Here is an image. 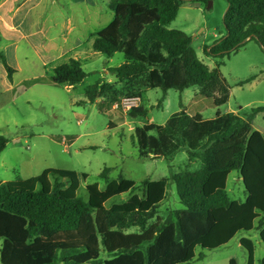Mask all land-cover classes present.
I'll list each match as a JSON object with an SVG mask.
<instances>
[{"label":"rangeland","instance_id":"obj_1","mask_svg":"<svg viewBox=\"0 0 264 264\" xmlns=\"http://www.w3.org/2000/svg\"><path fill=\"white\" fill-rule=\"evenodd\" d=\"M226 8L225 0H209L206 4L183 1L169 25V29L190 36L192 48L210 69L223 62L218 68L230 95L227 103L216 108L210 99L197 95L198 87H190L181 94L169 90L163 96L158 89H147L134 95L116 80L111 70L124 62L123 55L115 53L108 58L92 49L94 35L113 19L109 0H0V52L8 65L16 69L8 80L0 64V136L7 140L0 153V182L27 180L46 169L73 171L79 175V193L85 194L87 186L97 185L104 191L108 182L120 176L140 185L143 180L160 181L185 168L198 169L199 161L189 162L182 150L168 160L139 159L133 130H144L151 145L155 139L153 127L163 125L180 110L210 120L217 112L245 118L252 109L264 108V53L257 42L247 41L223 60L204 55V49L224 35L222 18ZM70 60L78 61L86 73L80 83L61 87L51 83L23 85L31 79L52 77L55 67ZM98 81L116 87L118 107L111 108L102 98L93 104L87 102L86 89ZM251 126L253 131L264 135V113L256 114ZM104 168L110 169L108 182L99 178ZM82 175L87 178L83 179ZM226 191L230 201L245 203L247 193L238 172H231L226 178ZM136 195L140 196L141 192L137 191ZM128 199L129 196H122L107 202L105 207ZM183 209L174 184L169 182L160 215L143 235L134 230L107 231L101 212L97 211L76 232L59 233L51 241H39L32 251L26 249L27 221L0 211V237L7 236L13 242L4 248L8 244L0 239V264H30V257L37 264L46 263L55 248L81 246L86 251L74 258L77 262H87L100 252L104 264H143L141 250L130 257L110 259L101 250L104 247L109 252L148 242L164 214ZM210 223L211 220H204L198 214L181 213L183 240L175 244V226H168L159 235L157 245L150 249V264L180 260L190 241L205 234ZM262 223L264 226V215ZM253 226V230L235 234L220 247L197 248L196 257L199 253L204 257L191 264H248L249 253L241 246L242 240L251 242L253 264H259L264 258V244L257 230L258 222Z\"/></svg>","mask_w":264,"mask_h":264},{"label":"trees","instance_id":"obj_2","mask_svg":"<svg viewBox=\"0 0 264 264\" xmlns=\"http://www.w3.org/2000/svg\"><path fill=\"white\" fill-rule=\"evenodd\" d=\"M183 1L206 4L209 0H109L113 19L94 35L92 49L108 58L115 53L123 55L124 62L111 72L134 95L147 89H158L163 96L169 90L181 94L190 87H198L197 95L210 99L212 106L218 108L227 103L230 95V88L218 68L223 62L210 69L192 48L189 35L169 29ZM225 1L224 35L211 47H206L204 55L223 60L247 41L257 42L264 53V0ZM0 64L7 79L11 80L16 69L8 65L2 52ZM85 76L79 62L70 60L55 67L52 77L31 79L23 85L51 83L57 87L74 86ZM85 94L89 104L98 98L111 108L119 103V92L109 82L98 81L88 87ZM139 113L144 114L145 111ZM259 113H264V108L252 109L245 118L217 112L213 119L205 120L198 113L188 114L180 110L163 125L153 127L155 139L151 145L144 130H133L139 159L168 160L182 150L189 162L199 161L198 169L185 168L160 181L143 180L140 185H135L122 176L108 182L110 169L104 168L99 178L108 182L106 189L101 191L97 185H89L85 194L79 193L80 180L76 172L46 169L41 175L27 180L0 182V211L6 216L27 221L25 241L26 249L30 251L39 241H51L59 233L76 232L97 211L101 212L107 231L126 233L134 230L143 235L160 215V206L166 198L168 184L172 182L184 209L164 214L148 242L109 252L103 247L101 252L106 253L107 259L130 257L141 250L143 264H150V249L157 245L159 235L168 226H175V244L183 240L181 213L198 214L211 223L205 234L190 241L183 257L171 264H191L195 259L202 260V253L196 257L197 248L210 250L225 245L235 234L253 230L255 221L264 244V135L253 131L251 126ZM6 144L7 140L0 136V153ZM231 172H238L242 178L247 193L243 204L230 201L227 195L226 178ZM82 178L87 176L82 175ZM137 191L141 192L140 196L136 195ZM122 196H129V199L110 208L105 207L107 202ZM0 239L8 244H4V248L13 245L7 236ZM240 244L249 253L248 264H253V245L247 240ZM85 251L83 246L55 248L49 261L41 264H104L100 252L87 262H77L74 258ZM29 260L33 261L30 264H37L35 258L30 257ZM259 264H264V258Z\"/></svg>","mask_w":264,"mask_h":264},{"label":"built area","instance_id":"obj_3","mask_svg":"<svg viewBox=\"0 0 264 264\" xmlns=\"http://www.w3.org/2000/svg\"><path fill=\"white\" fill-rule=\"evenodd\" d=\"M116 107H118L117 105H115Z\"/></svg>","mask_w":264,"mask_h":264}]
</instances>
